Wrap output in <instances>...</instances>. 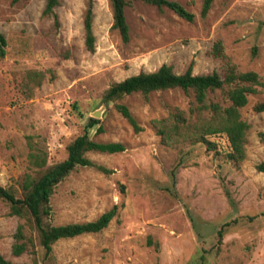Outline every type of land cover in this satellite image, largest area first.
<instances>
[{
    "label": "rangeland",
    "instance_id": "374dc122",
    "mask_svg": "<svg viewBox=\"0 0 264 264\" xmlns=\"http://www.w3.org/2000/svg\"><path fill=\"white\" fill-rule=\"evenodd\" d=\"M127 1L124 43L112 29L110 1L94 0L96 49L90 53L84 44L88 0H59L57 25L54 16L43 15L47 0H0V33L7 41L0 58V187L22 197L24 176L37 177L65 160L90 119L99 121L88 129L91 140L125 146L116 154L88 152L112 173L79 167L50 199L52 226L95 221L117 206L108 227L58 240L44 259L36 233L26 226L34 248L15 257L13 235L25 220L10 215L0 200V254L16 264H264V173L256 169L264 162L258 137L264 113L253 110L264 101V89L240 110L249 126L240 162L229 159L225 135L208 137L214 148L193 139L167 145L158 135L155 120L177 112L196 120L192 93L104 97L114 83L163 64L177 74L192 64L194 75L216 72L223 79L233 67L264 81V0H213L205 17L203 0H169L192 13V22L165 7ZM208 101L229 104L219 90ZM116 105L129 109L141 131ZM31 154L45 166L32 164Z\"/></svg>",
    "mask_w": 264,
    "mask_h": 264
},
{
    "label": "trees",
    "instance_id": "16d2710c",
    "mask_svg": "<svg viewBox=\"0 0 264 264\" xmlns=\"http://www.w3.org/2000/svg\"><path fill=\"white\" fill-rule=\"evenodd\" d=\"M20 0H12L15 4ZM112 7L113 25L112 29L117 30L124 43L129 41V26L125 17V9L128 6L127 0H109ZM161 8H168L180 18L192 22L194 15L180 3L169 0H134ZM213 0H203L201 16L208 13ZM59 5V0H47L43 10L44 16H54L57 25V16L54 9ZM94 0H88L87 9L84 15V44L88 52L94 53L96 49V38L93 32ZM7 41L0 33V58L6 55ZM170 89H181L185 93L193 94L196 107L190 110V115L196 116V120L185 117L183 112L171 114L167 119L155 120L153 124L157 133L164 143L170 145L181 139H193L203 142L210 148L215 144L208 141V137L225 135L230 151L229 159L240 162L245 158V142L247 137L248 124L241 119L240 110L248 103V96L258 94L264 89V81L256 72H237L230 67L225 78L213 72L207 75H194L192 64L182 73L177 74L172 67L163 64L154 72H140L130 76L121 82L114 83L105 93V100L112 101L125 95L140 93L145 98L153 92ZM217 90L221 91L227 102V106L220 103L208 101V95ZM117 110L130 123L135 132L141 131L137 122L125 105H116ZM253 110L257 113H264V101L254 105ZM206 114L208 116H206ZM99 121L90 119L86 130L82 135L76 137L67 147V157L62 162L48 167L39 172V176L32 177L30 174L24 176L21 188L22 197H17L10 189L0 187V200L9 205L12 216L25 220L20 224L13 235L11 253L19 257L28 253L34 248L33 237L28 236L25 227L36 233L39 246L43 250V258L47 259L52 246L58 240L74 238L84 234H96L108 227L109 223L116 216L118 207L113 206L109 211L103 213L95 221L68 223L65 225L52 226L48 223L52 213L50 199L55 187L72 171L79 167H94L99 171L110 174L111 170L96 165L86 154L88 152H100L105 154L121 153L125 146L121 143H98L89 138L88 129L98 125ZM101 132L99 126L97 129ZM259 140L264 144V132H259ZM32 164L39 168L45 166V160L38 161L35 154L30 155ZM258 172L264 173V162L256 166ZM219 240L222 238V231H219ZM34 251V250H33ZM0 264H16L5 259L0 254ZM27 264V263H24ZM30 264H41L36 260Z\"/></svg>",
    "mask_w": 264,
    "mask_h": 264
},
{
    "label": "water",
    "instance_id": "95a60500",
    "mask_svg": "<svg viewBox=\"0 0 264 264\" xmlns=\"http://www.w3.org/2000/svg\"><path fill=\"white\" fill-rule=\"evenodd\" d=\"M93 116H94V117H99V113H98V112H95V113L93 114Z\"/></svg>",
    "mask_w": 264,
    "mask_h": 264
}]
</instances>
